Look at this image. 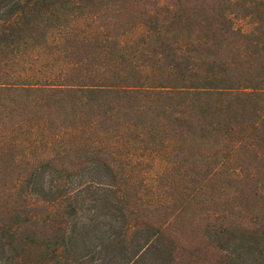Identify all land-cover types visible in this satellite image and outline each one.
<instances>
[{
  "label": "trees",
  "instance_id": "trees-1",
  "mask_svg": "<svg viewBox=\"0 0 264 264\" xmlns=\"http://www.w3.org/2000/svg\"><path fill=\"white\" fill-rule=\"evenodd\" d=\"M0 264H264V0H0Z\"/></svg>",
  "mask_w": 264,
  "mask_h": 264
}]
</instances>
